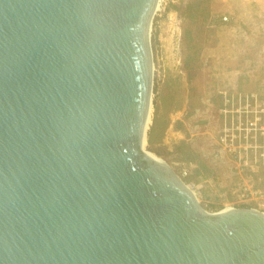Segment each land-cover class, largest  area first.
<instances>
[{
    "label": "water",
    "instance_id": "water-1",
    "mask_svg": "<svg viewBox=\"0 0 264 264\" xmlns=\"http://www.w3.org/2000/svg\"><path fill=\"white\" fill-rule=\"evenodd\" d=\"M157 2L0 0V264H264L143 149Z\"/></svg>",
    "mask_w": 264,
    "mask_h": 264
},
{
    "label": "rangeland",
    "instance_id": "rangeland-1",
    "mask_svg": "<svg viewBox=\"0 0 264 264\" xmlns=\"http://www.w3.org/2000/svg\"><path fill=\"white\" fill-rule=\"evenodd\" d=\"M191 1L160 0L154 15L153 115L144 147L170 165L206 211L215 213L229 205L264 211V193L257 188L254 174L242 178L216 142L222 123L217 105L207 96H213L208 91L214 93L219 87L211 81L212 72L219 68L215 60L222 65L231 58L225 52H217V56L208 52L198 68L186 66L184 31L188 20L183 12ZM212 10L215 24L228 12L224 0H213ZM257 53L264 57V49ZM180 141L188 142L197 159H186L183 151L187 149H178ZM245 189L258 192L248 193Z\"/></svg>",
    "mask_w": 264,
    "mask_h": 264
},
{
    "label": "trees",
    "instance_id": "trees-1",
    "mask_svg": "<svg viewBox=\"0 0 264 264\" xmlns=\"http://www.w3.org/2000/svg\"><path fill=\"white\" fill-rule=\"evenodd\" d=\"M213 0H192L187 7L185 8L183 14L186 16L188 20V26L184 31V41L187 48V63L186 66L191 69H196L201 66V59L209 52V49H213L218 47L219 44L223 41L231 42L233 49H239L243 47V54L238 58V62H241L243 59L248 62V65L243 67V69H257V65L261 62L260 69L264 74V57L258 55V51L264 49V27L260 32L252 30L248 28V24L238 23V21L231 19L227 28L233 29L236 28L235 31L230 35L229 33L225 34V29L222 30L217 27L215 24L213 10H212ZM241 67H237V69H241ZM236 69V70H237ZM234 70V67H232ZM219 72L218 68L214 70L216 74ZM254 77L253 79H255ZM246 79L250 81V77L247 75ZM258 80H253L252 85L260 83ZM234 91H257L260 93H264V85H256L254 89H245L240 88L237 85L233 88H230ZM179 150L183 151L187 155V160L197 159L195 153L190 151V146L186 141H180ZM204 166L202 163H198ZM204 168V167H203ZM205 170V168H204ZM254 178L256 180V186L264 193V166L260 168V170L254 174ZM249 208H252L248 206Z\"/></svg>",
    "mask_w": 264,
    "mask_h": 264
},
{
    "label": "built area",
    "instance_id": "built-area-1",
    "mask_svg": "<svg viewBox=\"0 0 264 264\" xmlns=\"http://www.w3.org/2000/svg\"><path fill=\"white\" fill-rule=\"evenodd\" d=\"M223 21L228 22L229 17L224 16ZM219 95L222 125L216 142L231 158L239 175L249 177L264 166V94L220 90ZM245 192L258 191L245 189Z\"/></svg>",
    "mask_w": 264,
    "mask_h": 264
},
{
    "label": "crops",
    "instance_id": "crops-1",
    "mask_svg": "<svg viewBox=\"0 0 264 264\" xmlns=\"http://www.w3.org/2000/svg\"><path fill=\"white\" fill-rule=\"evenodd\" d=\"M224 2L227 5L228 12L224 13L223 16L217 20V27L221 29L222 35H223V29H225V34L229 33L230 35L235 31L236 28L229 29L227 26L229 25V22L231 19H234L238 21V23H244L248 24V28L255 30L256 33L260 32L262 28L264 27V0H224ZM228 16L229 21L224 22L223 17ZM262 33H264V30H262ZM234 34V33H233ZM221 42L218 47H215L213 49H209V53H211L212 56H217L218 53L225 52L227 56L231 58L230 61L224 60L222 61V65L218 64V61L215 60V63H217V66H219L216 74L212 72V83L216 86H219L217 91L213 93V91H208V93H212L213 96L206 95L207 97H210V102L214 105H217L218 111H219V102H220V95L218 94L220 90H231L230 88L235 87L236 85L240 88L245 89H254L256 85H264V74L263 71H261V60L256 66L257 69H243L246 65H248V62L243 59L241 62H238V58L243 54V47H240L238 50L233 49L231 42ZM242 65L243 67H241ZM216 66V67H217ZM215 67V68H216ZM232 67H234V70H232ZM237 67H241V69H237ZM237 69V70H236ZM250 77V81L246 79V76ZM256 77L255 79H253ZM253 80H258L257 84L252 85ZM234 92V90H231ZM251 91V90H250ZM240 92V91H239Z\"/></svg>",
    "mask_w": 264,
    "mask_h": 264
},
{
    "label": "bare ground",
    "instance_id": "bare-ground-1",
    "mask_svg": "<svg viewBox=\"0 0 264 264\" xmlns=\"http://www.w3.org/2000/svg\"><path fill=\"white\" fill-rule=\"evenodd\" d=\"M159 1H160V0H158V2H157L156 10H157V7H158V5H159ZM152 96H153V94H152ZM152 106H153V99H152L151 108H150V115H149L148 122H147V125H146V132H147L148 128L150 127L151 123H152V115H153V114H152ZM145 144H146V139H144V144H143V149H144V151H146V152H148V153L154 155L152 152L147 151V150L145 149V147H144ZM230 209H231V208H227V209H225V210H230Z\"/></svg>",
    "mask_w": 264,
    "mask_h": 264
}]
</instances>
